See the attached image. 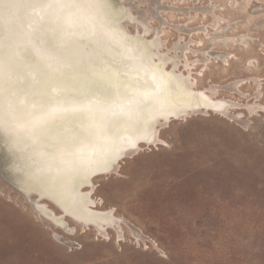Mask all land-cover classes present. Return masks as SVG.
Here are the masks:
<instances>
[{
    "label": "bare ground",
    "instance_id": "1",
    "mask_svg": "<svg viewBox=\"0 0 264 264\" xmlns=\"http://www.w3.org/2000/svg\"><path fill=\"white\" fill-rule=\"evenodd\" d=\"M145 1L148 0H141V3L147 4ZM163 1L152 0L149 9L139 12L133 11L137 3L132 0H2L0 4L2 12L3 5L7 11L16 9L23 28L35 20L37 29L45 27L46 30L51 29V32L59 31L61 35L55 43H65V46H58L57 50L85 62V65L77 67H82L79 70L83 71L82 74H97L95 78H87L95 87L86 88V95L73 93L72 96L65 90L71 89L72 84L67 85L66 82L60 85L56 82L57 86L65 90L58 95L51 94L47 99L29 104L22 100L19 105L23 109L18 110L14 106H0V137L11 147L13 156L10 157L15 163L11 171H20L26 166L31 174L36 172L38 177L33 187L51 196L62 206L63 211L47 199L40 200L41 193L26 196L1 170L0 177L23 199H27L32 204L27 206L36 215L40 214L54 234L59 232L63 235L65 241L61 240L64 238L59 234L57 237L70 247H73L74 242L70 243L68 239L73 240L83 231L95 232L97 239L105 241H111V233H114L116 243L127 241L129 230L123 223L124 219L113 207H105V204L101 206L103 201L97 196L99 187H96L95 180L108 178L109 174L119 175L122 163L141 154L142 149L151 150L160 144L164 146L167 142L163 140L162 132L173 119L191 118L201 111L205 113L209 108L222 114L227 106L230 110V102L214 99L219 93L218 88L213 86L210 90L202 89L194 75L202 67L210 69V64L228 70L240 53L258 50L262 46L257 43L254 45L252 40L258 38L253 26L259 25L257 31L262 29L259 20L264 18V0H223L221 5L215 0L204 4L201 1L196 4L197 11L191 13V18L178 27L180 30L187 29L190 34L202 30L207 24L201 25L200 29L187 26L194 21L195 14L199 13L201 18L207 17L213 29L201 35L203 44L198 42L195 48L189 46L191 40L186 36L185 42L179 41L172 47L175 52L166 46L162 36L166 32V21L160 14L166 5ZM170 6L191 9L192 2L171 0ZM36 12H40L43 17L40 25L38 19L33 18L38 15ZM170 15L174 18L173 12ZM233 15L237 18H232ZM155 21L160 22L156 27V23L153 24ZM131 26L136 30L131 31ZM236 29L239 33L234 34ZM13 35L14 30L11 29L6 37ZM209 35L212 36V44L210 48H205L204 36ZM193 39L198 41L197 38ZM190 52L194 55L202 53L204 56L190 58ZM0 59L3 63H10L9 56ZM57 60H51L54 69L58 67V64L53 63ZM200 63V67L195 70L194 67ZM250 63L257 65L255 60ZM203 71H200L201 75ZM59 76L67 81L66 77ZM36 78L40 85H46L45 77L39 74ZM248 81L237 80L233 86L236 89ZM260 85L258 82V90L251 95L258 104L255 107L258 110L259 107L264 108V103H259L264 100V91L259 90ZM191 104L199 108H184L181 112L159 117L160 110L166 112L167 109ZM64 108L80 109L74 111ZM39 112L44 113L38 116ZM52 112L45 119L44 116ZM3 151L6 154L9 152L5 147ZM119 154L122 156L115 159ZM100 157H104L102 164L108 167L87 181L92 171L88 172L89 167L97 162L101 164ZM45 162L51 163L53 171L48 173L44 170ZM110 162L112 165H108ZM71 173L76 174L71 175V178L75 177V184L74 179H70ZM83 173H87L86 180L81 178ZM78 184L81 186L76 187ZM133 232L134 235L136 232ZM143 233L140 230L142 236ZM137 237L141 238V235Z\"/></svg>",
    "mask_w": 264,
    "mask_h": 264
},
{
    "label": "rangeland",
    "instance_id": "2",
    "mask_svg": "<svg viewBox=\"0 0 264 264\" xmlns=\"http://www.w3.org/2000/svg\"><path fill=\"white\" fill-rule=\"evenodd\" d=\"M132 1L134 12L152 4ZM201 1L209 0H189L191 9L163 1L166 46L172 49L188 36L195 48L201 35L213 29L199 13L187 26L207 24L202 30L190 34L178 27ZM259 21L262 29L253 26L258 38L252 40L262 45L258 50L240 53L228 70L210 64L194 75L202 89L218 88L214 99L230 102V110L227 106L222 114L209 108L173 119L162 132L164 146L142 149L122 163L119 175L95 180L101 206L113 207L124 219L126 242L116 243L114 233L105 241L83 231L73 240L66 237L73 247L62 243L64 236L54 234L32 204L0 177V264H264V108H255L251 97L258 82L264 91V18ZM210 37L204 36L205 48L211 47ZM198 55L189 53L190 58ZM241 79L249 81L235 89L233 83Z\"/></svg>",
    "mask_w": 264,
    "mask_h": 264
},
{
    "label": "water",
    "instance_id": "3",
    "mask_svg": "<svg viewBox=\"0 0 264 264\" xmlns=\"http://www.w3.org/2000/svg\"><path fill=\"white\" fill-rule=\"evenodd\" d=\"M2 0H0L1 4ZM6 6V5H5ZM12 8V7H11ZM3 11H1L0 8V58H5L9 56L10 63H3L0 59V106L4 107H12L14 106L15 109L18 110V108H22L19 103L24 100L27 104L33 103L36 101H40L42 99H47V97L53 95H58L59 92H63L67 90L70 95L73 93L77 94H87L86 88L95 87V84L91 85L90 80L87 78H95L96 73L91 76L89 74H82L79 71L80 68H77L79 66L85 65V62L80 61L81 59H77L76 56L59 52L57 50L58 46H65V43H55V41L58 40V36L61 35L59 31H52L46 30V28H40L37 29L38 24L37 22L32 21L30 26L23 28L20 22V17L16 9L7 11L4 8L3 5ZM19 11V8H18ZM38 15H35L33 18L38 19L39 25L41 24L43 17H41L40 12H36ZM27 19V17H26ZM44 24V23H43ZM14 30V35L12 37H6V35L10 32V30ZM69 33V32H67ZM71 33V32H70ZM74 34V33H72ZM77 36V35H74ZM52 52V53H51ZM48 54V55H47ZM52 54V56H51ZM58 58L56 62H53L54 64H58V67L54 69L51 60ZM48 63L47 64H45ZM57 66V65H56ZM47 73V74H46ZM40 74L41 77H45L46 85L42 86L40 83H38V79L36 78ZM67 79V81H64L60 78ZM56 82H59L61 85L62 83L66 82L67 85H73L71 89H65L60 88L56 85ZM41 86V87H39ZM51 87V88H50ZM90 87V88H91ZM85 88V89H84ZM73 96V95H72ZM83 97V95L81 96ZM10 102L14 104H10ZM37 106H39L38 103H36ZM178 106L176 108H171L170 110L167 109L165 111H159L160 118L166 117V115H171L173 113L179 112L181 109H191L195 110L198 109L199 106L195 104H191L189 106L182 107ZM41 107V106H39ZM179 108V110H178ZM23 109V108H22ZM42 110V108H40ZM80 108H64V110H74L78 111ZM45 111V110H44ZM183 111V110H181ZM180 111V112H181ZM68 112V111H67ZM132 112V111H131ZM42 113H38L37 115H41ZM45 115V119H47L48 115ZM28 114V113H27ZM6 117V116H5ZM43 118V117H42ZM40 118V120L42 119ZM123 119V118H122ZM11 122V120H10ZM5 124V123H4ZM9 124V123H8ZM0 140L2 146L7 148L9 151L8 154H6L3 151V147L0 145V170L2 171L3 175L7 177V179L20 191H22L26 196L27 195H40L39 199H47L51 201L53 205H56L59 209H62V206H60L51 196H48L47 194H42L43 191L37 190L34 188L33 182L37 179L36 172H33L31 174L29 171H27L28 167L25 166V169H20V171H11V166L15 163L12 161V158L10 155L13 156V152L11 147L8 145V142L4 141L3 137H0ZM61 147H59L60 149ZM61 151V150H59ZM58 151V153H59ZM123 153V152H121ZM119 157L115 159H119ZM122 156V155H121ZM5 157V158H4ZM107 158V156H106ZM5 159V161H4ZM99 161L94 164L93 166H90L88 169V178L87 181L91 180L92 177H94L97 174H100L106 170L104 164V157H100ZM116 161V160H115ZM114 161V162H115ZM111 163V162H110ZM108 165H112V163ZM46 172L49 173V171H53V168L51 167L50 162H45L44 165ZM9 173L12 175L10 176ZM31 175H30V174ZM69 174V172H68ZM75 173L70 174V179L73 180L75 184ZM30 176H33L35 178H31ZM87 173H83L81 175V178L86 180ZM77 178V177H76ZM86 182V181H85ZM87 184V183H86ZM81 184L77 185L76 187H80ZM67 216V214H65Z\"/></svg>",
    "mask_w": 264,
    "mask_h": 264
}]
</instances>
